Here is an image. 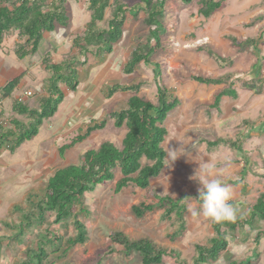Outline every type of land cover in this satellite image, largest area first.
Masks as SVG:
<instances>
[{
  "label": "rangeland",
  "instance_id": "obj_1",
  "mask_svg": "<svg viewBox=\"0 0 264 264\" xmlns=\"http://www.w3.org/2000/svg\"><path fill=\"white\" fill-rule=\"evenodd\" d=\"M127 2L134 6L138 0ZM164 6L160 15L165 24L161 30L162 48L153 54L152 63L141 62L132 73L123 71L133 47L140 41L146 42L149 34L143 21L144 11H139L137 17L131 12L124 25V35L113 52L96 53L94 49L95 53L89 54L86 64H78L81 83L77 91L72 92L62 85L65 98L55 116L44 120L39 133L24 141L13 153L5 148L0 151V233H14L3 221L19 222L14 205L26 204L31 191L43 192L56 168L79 162L87 149L96 148L104 141L122 146L126 127H115L108 113L124 107L127 98L135 91H118L109 98L106 96L107 87L115 83L136 82L142 83L139 94L153 101L157 100L159 86L183 96L180 99L182 105L172 110L164 122L168 133L163 143L167 156L170 149L179 150L181 155L173 162L166 157L165 168L159 177L152 180L151 189L162 195H185L186 232L180 239L171 241L168 235L174 229L175 220L161 221L160 211L142 218L132 212L133 204L154 200L153 192L131 186L117 193L115 180L108 181L85 195L84 204L89 213L78 215L88 227L89 239L76 245L64 258L56 259L53 254L49 255L47 261H53V264H142L140 254H126L123 246L112 244L110 233L113 231H123L133 239L151 237L158 243L179 249L183 264H193L195 244L207 241L212 235L211 220L202 214L192 216L188 211L190 206L199 208L201 205L198 199L200 185L190 179L200 164L212 167L217 178L231 188V200L237 202L240 212H245L264 191V86L261 92H256L236 81L238 96L227 97L229 101L224 98L219 110H215L209 109V104L214 92L223 85H199L191 78L193 74L217 76L229 71L235 72L236 76L251 77L257 57L262 58L264 73V34L259 38L264 26V0H228L214 22L215 29L211 31L204 30L208 21L198 12V0L190 4L166 0ZM67 9L69 25L47 32L34 55L19 58L15 53L16 47L22 43L18 31L13 29L7 33L0 54V91L8 81L25 72L14 93L4 98L9 124L13 116L28 120L13 109L15 101L38 107L41 98L48 93L50 72L43 63L45 56L51 53L53 61L59 62L68 55L79 53L73 47L72 39L84 30L90 20V11L82 0H68ZM230 35H235L239 41L258 37L259 49L236 48ZM200 45L233 58V63H218L209 57L212 67H205L207 51L199 50ZM202 57L205 58L203 62L200 61ZM27 91L33 94L28 95ZM197 94L202 98L193 103L192 99ZM103 119H107L104 128L92 132L84 141L66 150L64 155L60 154L61 145L95 120ZM219 136H241L245 153H237L228 144L211 148L202 139ZM244 155L249 157L250 164L247 175L239 181ZM54 219V214L48 212L47 223L35 225L23 241L5 242L0 264H20L26 257L27 248L46 238L47 228L64 240L75 234L73 218L59 223L53 222ZM260 228H264V220H258L255 228L246 226L239 231H228L229 251L207 264H229L233 260L244 264L243 261L248 259L251 264H264V238L258 244L256 241ZM53 250L54 245L49 244L48 251L51 253ZM162 264H176V260L172 256H164Z\"/></svg>",
  "mask_w": 264,
  "mask_h": 264
},
{
  "label": "trees",
  "instance_id": "obj_2",
  "mask_svg": "<svg viewBox=\"0 0 264 264\" xmlns=\"http://www.w3.org/2000/svg\"><path fill=\"white\" fill-rule=\"evenodd\" d=\"M90 11V20L84 30L77 33L73 39V47L79 50L78 54L68 55L61 61L55 62L51 53L44 58V65L49 70L47 82L48 93L41 98L38 107L15 101L13 109L28 117V120L12 117L9 126L0 125V151L5 148L13 153L26 140L37 135L45 119L52 118L58 111L59 104L65 98L62 85L75 92L81 83L78 64H86L90 53H111L115 45L124 35V25L128 14L133 12L137 17L139 11H144V23L148 27L146 42H138L130 53V58L123 65L125 73H132L141 62L152 63L153 54L162 48L161 30L165 24L160 15L166 0H138L137 4L130 6L128 0H82ZM190 4L194 0H181ZM198 12L209 18L219 10L227 0H198ZM68 0H0V54L7 33L13 29L18 31L21 44L16 47V55L24 58L38 52L40 43L47 32L56 31L58 26L67 27L70 15L67 9ZM108 13H110L108 17ZM264 16V15H263ZM264 34V26L259 38ZM258 37H247L239 41L235 35H230L233 45L239 49L257 48ZM199 50L207 51L218 63H233V58L225 57L214 49H207L205 45L198 46ZM262 58L257 57L251 77L236 76L235 72H226L217 76L193 74L192 79L204 84H225L218 91L211 108L220 107L224 96L236 98L238 90L236 81L244 88L261 92L264 86V73L262 71ZM25 72H21L8 81L1 93L10 97L20 85ZM142 83L131 84L115 83L107 87V97H112L118 91H135L130 95L125 106L111 111L108 115L113 119L117 128L126 127L122 139V146L113 141H104L96 148L87 149L79 162H70L59 166L48 178L43 192L31 191L26 199V204H15L19 222L4 220L3 223L11 228L14 233H0V261L5 242L22 240L23 237L35 226L47 223L48 212L54 214L53 222L59 223L73 218L75 234L63 239L56 232L47 228L46 238L38 240L29 246L26 257L20 264H53L47 261L53 254L56 259L64 258L78 244H84L89 239L88 227L78 218L81 213H89L84 204L85 195L94 191L99 185L115 180V192L119 193L128 187L134 186L142 190L153 192L154 200L140 201L132 205L131 209L136 217L142 218L148 214L160 211V220L173 222L174 229L168 235L171 241L180 239L186 232L185 195L172 196L158 194L151 189V183L163 172L166 164L167 152L163 146L168 129L164 122L169 113L180 103V98L167 87L159 86L158 97L153 101L139 94ZM107 119L95 120L93 124L66 141L59 147L61 155L66 150L73 148L84 141L92 132L106 126ZM82 130V129H81ZM209 147L220 144L230 145L237 153H245L243 138H227L219 136L215 139L202 138ZM244 166L240 172L241 181L247 175L249 157L243 156ZM118 171V173H117ZM236 183L238 181H235ZM236 209L235 218L222 222H212V235L204 242L195 244L193 264H207L209 261L218 260L230 248L228 231H239L249 226L255 228L258 220H264V191L260 192L255 201L248 205L245 212L238 210L237 202L231 200ZM264 238V228L256 234L257 244ZM113 245L124 247L126 254L138 253L141 255L142 264H162L164 256H172L176 264H183L179 249L158 243L151 237L131 238L123 231L110 233ZM54 245L53 252L48 251V245ZM113 246L111 247V250ZM50 253V254H49ZM251 264V260L243 261ZM229 264H239L233 260Z\"/></svg>",
  "mask_w": 264,
  "mask_h": 264
},
{
  "label": "clouds",
  "instance_id": "obj_3",
  "mask_svg": "<svg viewBox=\"0 0 264 264\" xmlns=\"http://www.w3.org/2000/svg\"><path fill=\"white\" fill-rule=\"evenodd\" d=\"M181 154L179 150L170 149L167 159L175 161ZM200 185L198 199L201 201L199 208L189 207L192 216L203 215L212 222H222L235 218L236 209L231 203L232 190L214 174L212 167L199 166L195 174L190 177Z\"/></svg>",
  "mask_w": 264,
  "mask_h": 264
},
{
  "label": "crops",
  "instance_id": "obj_4",
  "mask_svg": "<svg viewBox=\"0 0 264 264\" xmlns=\"http://www.w3.org/2000/svg\"><path fill=\"white\" fill-rule=\"evenodd\" d=\"M228 1V0H227ZM226 1V2H227ZM225 2V3H226ZM223 7H224V5L219 9V10H217V11H215L214 13H213V15H211L209 18H205L204 17V19L205 20H207L208 21V23H207V26H205V28H204V30H206V31H211V30H213V29H215V24H214V22L215 21H217V17H218V14L219 13H221L222 14V9H223ZM247 8V7H246ZM202 16V15H201ZM248 18H249V16H247V20H248ZM217 29H218V27H217ZM219 31V30H218ZM217 36H219L218 34H217ZM219 38H220V36H219ZM222 43V42H221ZM231 43H232V41H231ZM233 44V43H232ZM234 47H236L237 48V46H235L234 45ZM236 52L238 51V50H235ZM208 57V58H207ZM209 57H211L210 55H209V53L207 52V55H206V59L205 58H200V61H204V59H205V67H212V64H211V62H210V58ZM129 60V59H128ZM127 60V61H128ZM140 65V64H139ZM192 78V77H191ZM194 80V79H193ZM197 82V81H196ZM197 84H199V82L197 83ZM200 85V84H199ZM209 85V84H208ZM211 85V87L212 86H216V85H223V87L222 88H224L225 87V84H210ZM221 88V89H222ZM207 89V88H206ZM221 89H219L218 91H220ZM210 90H212V89H210ZM218 91H216V92H214V94H213V100L210 102V104H212L213 103V101H214V98H215V95H216V93L218 92ZM180 92V91H179ZM182 92L184 93L185 92V90L183 89L182 90ZM182 94V93H181ZM184 95H185V93H184ZM178 97H180V99L183 97L182 95H180V96H178ZM227 97H230L231 98V96H224L223 98H222V101H221V104H222V102H223V99L225 98L226 100L225 101H229V98H227ZM197 98H202V96H201V94H197V95H194V98L192 99V102L194 103L195 101H196V99ZM232 98H234V97H232ZM210 104H209V109H215V110H219V108L221 107V104H220V107H218V108H211L210 107ZM180 105H182L181 103L178 105V106H180ZM177 106V107H178ZM176 107V108H177ZM174 110V109H173ZM207 138H209V137H207ZM206 143V142H205ZM207 144V143H206ZM207 146H208V144H207Z\"/></svg>",
  "mask_w": 264,
  "mask_h": 264
},
{
  "label": "built area",
  "instance_id": "obj_5",
  "mask_svg": "<svg viewBox=\"0 0 264 264\" xmlns=\"http://www.w3.org/2000/svg\"><path fill=\"white\" fill-rule=\"evenodd\" d=\"M28 95H32V91H27L26 92ZM5 97L2 95L0 92V125L1 126H9L8 119L5 116V106H4V99Z\"/></svg>",
  "mask_w": 264,
  "mask_h": 264
},
{
  "label": "bare ground",
  "instance_id": "obj_6",
  "mask_svg": "<svg viewBox=\"0 0 264 264\" xmlns=\"http://www.w3.org/2000/svg\"><path fill=\"white\" fill-rule=\"evenodd\" d=\"M6 100V99H5Z\"/></svg>",
  "mask_w": 264,
  "mask_h": 264
}]
</instances>
